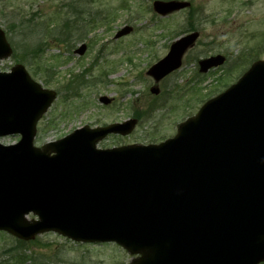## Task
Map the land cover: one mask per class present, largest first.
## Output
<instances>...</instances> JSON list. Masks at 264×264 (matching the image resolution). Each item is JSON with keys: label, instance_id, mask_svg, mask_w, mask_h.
I'll return each mask as SVG.
<instances>
[{"label": "water", "instance_id": "1", "mask_svg": "<svg viewBox=\"0 0 264 264\" xmlns=\"http://www.w3.org/2000/svg\"><path fill=\"white\" fill-rule=\"evenodd\" d=\"M188 7L152 5L162 17ZM197 39L177 40L147 74L159 82L177 70ZM11 53L0 31V61ZM223 61L200 62V72ZM55 97L22 66L0 73V138L21 136L0 145V231L25 242L50 232L77 243H115L136 256L129 264L264 262V61L159 145L96 149L109 134H130L129 121L86 127L36 149V124Z\"/></svg>", "mask_w": 264, "mask_h": 264}, {"label": "rangeland", "instance_id": "2", "mask_svg": "<svg viewBox=\"0 0 264 264\" xmlns=\"http://www.w3.org/2000/svg\"><path fill=\"white\" fill-rule=\"evenodd\" d=\"M153 1L0 0V30L13 49L0 62V71L22 65L34 82L56 94L37 124L36 147L84 127L126 121L135 124L130 134L109 135L97 148L159 144L174 137L179 124L235 84L254 62L264 60V0H160L191 4L167 17L152 11ZM71 6L80 10L78 22ZM65 26L71 32H64ZM125 27L131 33L114 40ZM192 31L199 38L181 68L152 95L156 85L146 72L166 56L174 40ZM81 45L85 54L74 55ZM218 55L225 58L222 66L198 72L199 61ZM18 140L10 136L1 143ZM15 245L13 237L0 232V263L5 250ZM23 245L22 252L34 256L26 264H129L133 259L115 244L80 245L55 234Z\"/></svg>", "mask_w": 264, "mask_h": 264}, {"label": "trees", "instance_id": "3", "mask_svg": "<svg viewBox=\"0 0 264 264\" xmlns=\"http://www.w3.org/2000/svg\"><path fill=\"white\" fill-rule=\"evenodd\" d=\"M72 15L74 16L75 14V17L77 18L78 17V11L76 9H73L72 10ZM74 21H78V20H74ZM66 27V30L64 32L67 31V29L69 30V27L68 26H65ZM60 37H63L62 35H60ZM67 37V36H65ZM64 37V38H65ZM63 38V39H64ZM35 53V52H33ZM21 246V248L18 249V247ZM23 244L20 243V242H16V245L11 248L10 250H6V254H7V257L6 259L4 258V260L0 263V264H26L27 262H34V256H26L24 254L23 251ZM35 260L38 262V260L35 258ZM34 264V263H33Z\"/></svg>", "mask_w": 264, "mask_h": 264}]
</instances>
